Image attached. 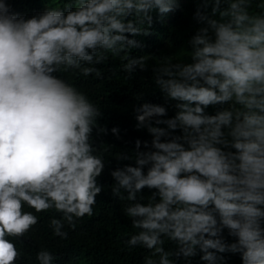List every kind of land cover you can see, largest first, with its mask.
<instances>
[{"label":"clouds","instance_id":"9594fccd","mask_svg":"<svg viewBox=\"0 0 264 264\" xmlns=\"http://www.w3.org/2000/svg\"><path fill=\"white\" fill-rule=\"evenodd\" d=\"M209 6L211 13L201 10ZM176 7L177 0H70L26 16L0 0V264H16L12 238L37 224L35 213H61L50 227L65 238L66 224L93 215L103 188L105 160L93 142L101 109L57 73L99 76L109 54L142 46L135 37L149 32L143 26L154 12ZM194 19L189 57L163 58L152 69L175 114L160 103L137 105L135 128L151 139L137 138L131 154L119 156L134 164L110 173L112 195L126 201L135 229L124 244L150 250L143 264H191L198 254L223 264L226 252L264 264V0H203ZM124 58L128 74L144 69L142 56ZM210 105L221 107L210 114ZM110 131L120 138L119 126ZM145 187L153 190L147 197ZM36 259L54 264L55 256L42 247Z\"/></svg>","mask_w":264,"mask_h":264},{"label":"trees","instance_id":"16d2710c","mask_svg":"<svg viewBox=\"0 0 264 264\" xmlns=\"http://www.w3.org/2000/svg\"><path fill=\"white\" fill-rule=\"evenodd\" d=\"M202 2L203 0H177V7L167 14L161 16L154 12L151 26H143L149 32L135 37L142 46L123 52L120 56L109 54L96 66L100 71L99 76L93 73L85 77L71 70L57 73L84 91L101 109L102 116L97 121L93 142L105 160L104 170L97 178L103 188L93 205V215L78 218L75 228L66 224L64 230L68 235L65 238L53 235L50 227V219L59 218L61 213L54 209L35 213L39 217L37 224L24 236L12 238L21 253L16 264H39L36 253L42 247L53 252L54 264H143L144 258L151 254L146 248L130 249L125 246L124 241L135 229L123 211L126 201L112 195L114 178L110 173L116 167L134 164V161L120 159L119 156L121 153L131 154L137 138L142 142L151 139L146 129L135 128L134 109L137 105L146 101L160 103L167 107L169 117L175 114V102L167 101L157 88L152 69L163 58L175 61L189 57L187 40L199 26L194 13ZM8 3L12 5L13 11L30 16L42 11L44 7H65L70 0H8ZM201 10L211 13V6ZM251 10L259 11L255 3ZM127 55L142 56L144 69L137 68L134 73L128 74L123 69V64L126 63L124 57ZM220 107L221 105H210L206 111L214 114ZM113 126H119L120 138L111 133ZM104 128L107 129L106 132L103 131ZM143 148L142 143L141 149ZM151 191L153 190L145 187L141 194L147 197ZM225 236L229 241L234 239L227 237L226 230ZM172 247L174 245L171 242H165L166 249ZM221 255L225 257L223 264H242L239 253L226 252ZM173 258L177 264H187L183 257ZM190 259L191 264H206L200 260L199 254Z\"/></svg>","mask_w":264,"mask_h":264}]
</instances>
